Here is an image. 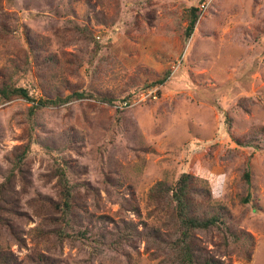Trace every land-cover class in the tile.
Instances as JSON below:
<instances>
[{"label": "rangeland", "instance_id": "obj_1", "mask_svg": "<svg viewBox=\"0 0 264 264\" xmlns=\"http://www.w3.org/2000/svg\"><path fill=\"white\" fill-rule=\"evenodd\" d=\"M8 83L33 98L94 96L35 117L9 195L15 218L0 227L13 264H178L171 192L151 191L173 186L190 158L199 209L225 220L195 242L224 263L264 264V0H0V88ZM29 106L0 101V182L27 142ZM60 160L77 185L61 239L47 222L58 214L39 202L58 199Z\"/></svg>", "mask_w": 264, "mask_h": 264}, {"label": "trees", "instance_id": "obj_2", "mask_svg": "<svg viewBox=\"0 0 264 264\" xmlns=\"http://www.w3.org/2000/svg\"><path fill=\"white\" fill-rule=\"evenodd\" d=\"M188 24L185 29V36L188 39L196 25L199 18V10L195 7L190 8L187 11ZM83 36L86 35L84 29H80ZM89 34L86 35V38ZM89 41H94L89 37ZM97 45V44H96ZM165 77L163 78V80ZM10 80L12 78L10 77ZM12 98H20L30 103L27 111V142L22 146L16 147L10 160V166L6 172L3 180L0 182V227L10 228L12 223L10 217L15 218V210L10 207L9 195L12 190V181L16 176L24 179V166L26 160L31 152V146L36 142L34 139L35 131V117L46 107H59L62 104L70 101L71 99L82 98H94L93 95L83 92H72L70 96L65 98H33L30 96L27 89L17 87L13 83L4 84L0 88V101H9ZM97 100H101L107 103L111 102V99L103 97H95ZM213 142H204L200 144L199 150H207L215 145ZM195 165L194 158H190L186 165L185 171L179 176L178 180L173 186L167 188L163 184H159L155 189L151 191V197L163 198L171 192L170 204H173L172 218L177 224L178 235L173 242V249L176 251V259L178 264H229L224 263L222 260L217 259L213 255L208 254L204 248L198 245L195 240L194 233L196 231H209L218 229L222 231L225 226V220L221 213L208 210H200L196 203L193 193L196 191V177H195ZM69 164L60 160L55 163V167L52 170L53 175L56 177V184L58 187V199L52 200L49 198H43L39 202L48 206L52 211L58 214L57 217H50L48 223L54 228L51 233L57 238L61 239L66 235L65 230L71 228V223L74 219V200L76 197L77 185L72 184L69 179ZM244 180L247 187H251V168L247 165ZM159 192L154 195L153 192ZM244 203H249V196L247 195L243 199ZM226 228V227H225ZM234 243H249L252 244L251 236L245 232L236 233L229 232ZM85 235V234H82ZM228 245V242H226ZM0 264H13L12 258L6 253H0Z\"/></svg>", "mask_w": 264, "mask_h": 264}]
</instances>
